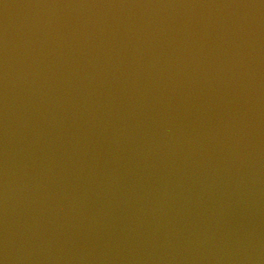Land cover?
<instances>
[{
	"label": "water",
	"instance_id": "95a60500",
	"mask_svg": "<svg viewBox=\"0 0 264 264\" xmlns=\"http://www.w3.org/2000/svg\"><path fill=\"white\" fill-rule=\"evenodd\" d=\"M0 264H264V0H0Z\"/></svg>",
	"mask_w": 264,
	"mask_h": 264
}]
</instances>
